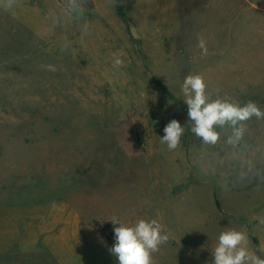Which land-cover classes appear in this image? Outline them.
Masks as SVG:
<instances>
[{
  "label": "rangeland",
  "instance_id": "374dc122",
  "mask_svg": "<svg viewBox=\"0 0 264 264\" xmlns=\"http://www.w3.org/2000/svg\"><path fill=\"white\" fill-rule=\"evenodd\" d=\"M93 4L87 35L60 17L59 0L0 10V264L31 249L43 250L42 264H118L113 217L164 226L156 264H211L227 227L264 244L251 219L264 214V184L238 183L218 163L223 144L201 147L188 129L176 151L160 142L172 119L188 125L189 74L203 75L214 98L264 110V0Z\"/></svg>",
  "mask_w": 264,
  "mask_h": 264
},
{
  "label": "clouds",
  "instance_id": "9594fccd",
  "mask_svg": "<svg viewBox=\"0 0 264 264\" xmlns=\"http://www.w3.org/2000/svg\"><path fill=\"white\" fill-rule=\"evenodd\" d=\"M21 0H0V10L12 11ZM89 0H65L60 10V17H68L80 23L84 35L89 33L90 23L85 18ZM57 19L56 13H52ZM65 43L62 51L68 48ZM197 47L202 55H208V47L203 37H198ZM122 63L114 60V66ZM42 70L56 72L55 65H41ZM181 92L187 105L188 125L172 119L164 127L161 144L167 145L172 152L181 146L182 137L188 129L201 140L202 146L216 147L223 144L225 153L218 161L228 164L235 171L236 181L242 185L264 184V140L258 138L250 121L260 123L259 131L264 133V110L253 101L241 105L238 101L221 97L218 91H209L208 83L201 74H189L182 82ZM252 220L264 226V214L253 215ZM110 222L114 227L115 243L109 249L118 264H156L154 254L160 246L166 244L169 235L157 219H139L133 224H126L117 217ZM211 264H264V244L253 247L246 230L227 227L222 230L215 247L211 250Z\"/></svg>",
  "mask_w": 264,
  "mask_h": 264
},
{
  "label": "crops",
  "instance_id": "0c3cea01",
  "mask_svg": "<svg viewBox=\"0 0 264 264\" xmlns=\"http://www.w3.org/2000/svg\"><path fill=\"white\" fill-rule=\"evenodd\" d=\"M24 252H28V251H24ZM31 252V253H30ZM41 252H43V250L41 249H31L29 250L30 254L28 258H24V259H16V260H11V264H42L44 262H47L43 259H41L39 256L41 255ZM42 262V263H41ZM52 264H55V261H52Z\"/></svg>",
  "mask_w": 264,
  "mask_h": 264
},
{
  "label": "trees",
  "instance_id": "16d2710c",
  "mask_svg": "<svg viewBox=\"0 0 264 264\" xmlns=\"http://www.w3.org/2000/svg\"><path fill=\"white\" fill-rule=\"evenodd\" d=\"M59 2L62 3L63 5H65V0H59ZM93 8H94L93 0H89L88 4H87V6H86V10H92ZM131 130H133L132 127H131ZM121 142H122V144H123V147L126 149V151H127V152H130V149H128V148H126V147L124 146V144H125L124 141H121ZM133 152H136V154H134V155L139 154L138 151H133Z\"/></svg>",
  "mask_w": 264,
  "mask_h": 264
}]
</instances>
